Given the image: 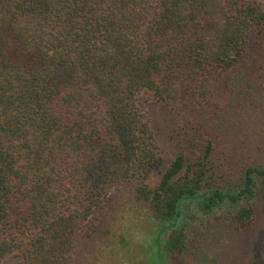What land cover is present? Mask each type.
I'll return each mask as SVG.
<instances>
[{"label": "trees", "instance_id": "obj_1", "mask_svg": "<svg viewBox=\"0 0 264 264\" xmlns=\"http://www.w3.org/2000/svg\"><path fill=\"white\" fill-rule=\"evenodd\" d=\"M262 210V0H0V264H87L137 220L190 264Z\"/></svg>", "mask_w": 264, "mask_h": 264}, {"label": "rangeland", "instance_id": "obj_2", "mask_svg": "<svg viewBox=\"0 0 264 264\" xmlns=\"http://www.w3.org/2000/svg\"><path fill=\"white\" fill-rule=\"evenodd\" d=\"M258 219L257 224L244 233L224 230L227 224L218 225L213 233H208V240L202 239L200 242L199 239L198 244L192 246L190 264H264V210ZM127 228L131 230L128 233L127 247L118 248L114 253L105 245L98 244L91 247L90 254L85 256L86 263L151 264L152 258L147 253V247L151 243V225L146 220H137ZM167 257L169 264H188L179 257Z\"/></svg>", "mask_w": 264, "mask_h": 264}]
</instances>
